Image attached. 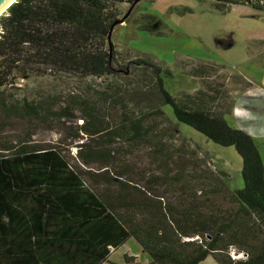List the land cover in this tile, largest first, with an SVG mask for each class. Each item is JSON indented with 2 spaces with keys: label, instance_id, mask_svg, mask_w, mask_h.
Here are the masks:
<instances>
[{
  "label": "trees",
  "instance_id": "obj_1",
  "mask_svg": "<svg viewBox=\"0 0 264 264\" xmlns=\"http://www.w3.org/2000/svg\"><path fill=\"white\" fill-rule=\"evenodd\" d=\"M199 1L220 12L235 4L264 10V0ZM124 2L134 0H16L0 15V115L32 125L83 120L75 163L61 144H0V264H101L130 239L146 264H199L208 256L264 264V157L254 137L226 118L254 83L219 62L180 57L179 71L200 87L172 94L165 61L110 52ZM138 7L125 22L161 33L160 18ZM46 74L76 77L80 86L46 97L6 93L20 77ZM231 78L240 86L228 87ZM181 123L236 149L242 167L234 186L224 172H196V164L186 172L183 160L172 170L167 138ZM119 140L148 146L161 172L134 170L114 146Z\"/></svg>",
  "mask_w": 264,
  "mask_h": 264
},
{
  "label": "rangeland",
  "instance_id": "obj_2",
  "mask_svg": "<svg viewBox=\"0 0 264 264\" xmlns=\"http://www.w3.org/2000/svg\"><path fill=\"white\" fill-rule=\"evenodd\" d=\"M130 5L129 2L121 4L124 14ZM138 6L160 18L163 23L161 33H154L149 28H141L127 21L119 23L111 37L119 55L131 58L136 55L135 51L147 52L165 61L173 73L165 87L176 95L183 90L194 91L200 87L198 79L179 71L176 58L216 61L232 72L245 76L254 84L236 97L233 109L226 118L232 125L245 129L254 137L264 157V10L247 4H235L230 10L220 12L199 0H141ZM185 7L191 10H184ZM90 79L100 81L98 78ZM229 85L232 88L240 86L233 78L228 81ZM78 86L80 84L76 77L31 75L20 77L13 88H7L6 93L18 97H46L77 90ZM164 108L175 118L170 105ZM82 122L81 118H73L32 125L23 119H5L0 115V144L5 140L17 143L23 139L41 144H61L70 149L68 154L75 163L78 161L74 158L73 147L76 148L75 144L81 140H75L74 134ZM181 128L180 133L167 138L169 149L174 151L172 170L176 171L177 160H183L187 164L183 166L186 172L194 168L192 164H196V172H224L225 180L231 187L234 186L242 167V157L236 149L217 144L184 123H181ZM114 146L124 148L123 156L134 170L142 171L146 176L161 172L148 146L132 145L125 140L114 142ZM180 147L183 150L177 149ZM182 165L177 167L182 168ZM146 263L147 258L137 243L130 239L113 249L109 259L101 264ZM199 264L219 263L214 257L208 256Z\"/></svg>",
  "mask_w": 264,
  "mask_h": 264
},
{
  "label": "water",
  "instance_id": "obj_3",
  "mask_svg": "<svg viewBox=\"0 0 264 264\" xmlns=\"http://www.w3.org/2000/svg\"><path fill=\"white\" fill-rule=\"evenodd\" d=\"M16 0H0V15L6 11L8 9V7L13 3L15 2ZM141 0H134V2L130 5L129 9L127 10V12L118 20L115 22L114 26L117 24V23H123L127 16L130 14V12L133 10V8L135 7V5L137 3H139ZM5 8V9H4ZM4 9V10H3ZM3 10V11H2ZM112 30L110 31L109 33V38H108V46H109V50L110 52H112V49H113V43H112Z\"/></svg>",
  "mask_w": 264,
  "mask_h": 264
},
{
  "label": "built area",
  "instance_id": "obj_4",
  "mask_svg": "<svg viewBox=\"0 0 264 264\" xmlns=\"http://www.w3.org/2000/svg\"><path fill=\"white\" fill-rule=\"evenodd\" d=\"M73 150H74V152L76 151V150H75V147H73Z\"/></svg>",
  "mask_w": 264,
  "mask_h": 264
},
{
  "label": "bare ground",
  "instance_id": "obj_5",
  "mask_svg": "<svg viewBox=\"0 0 264 264\" xmlns=\"http://www.w3.org/2000/svg\"><path fill=\"white\" fill-rule=\"evenodd\" d=\"M4 9H5V8H4ZM4 9H3V10H4ZM3 10H2V11H3Z\"/></svg>",
  "mask_w": 264,
  "mask_h": 264
}]
</instances>
